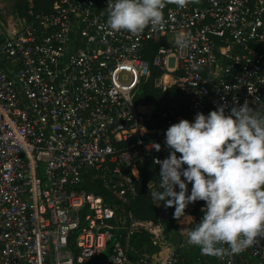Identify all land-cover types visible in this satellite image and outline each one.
Listing matches in <instances>:
<instances>
[{"label":"built area","instance_id":"built-area-1","mask_svg":"<svg viewBox=\"0 0 264 264\" xmlns=\"http://www.w3.org/2000/svg\"><path fill=\"white\" fill-rule=\"evenodd\" d=\"M30 2L20 28L0 11V264H193L186 234L153 254L132 247L140 166L160 176L165 132L184 119L137 99L176 88L192 122L246 100L264 110V0L168 4L164 28L138 35L102 28L108 0ZM204 206L186 208L185 228ZM217 260L264 264V238Z\"/></svg>","mask_w":264,"mask_h":264},{"label":"clouds","instance_id":"clouds-1","mask_svg":"<svg viewBox=\"0 0 264 264\" xmlns=\"http://www.w3.org/2000/svg\"><path fill=\"white\" fill-rule=\"evenodd\" d=\"M196 2L108 0L102 28L110 34L157 31L165 26L163 9L168 4L183 9ZM189 43L183 36L176 40L181 48ZM165 145L169 156L154 160L160 165V180L158 190L150 191L152 200L157 206L163 202L165 208L174 207L178 221L188 217L185 210L190 204L205 205L200 222L184 229L186 244L221 259L259 244L264 238V110L250 107L246 100L227 113L225 105L207 115L198 112L194 122L181 119L170 125ZM154 148L160 151L161 145Z\"/></svg>","mask_w":264,"mask_h":264},{"label":"trees","instance_id":"trees-1","mask_svg":"<svg viewBox=\"0 0 264 264\" xmlns=\"http://www.w3.org/2000/svg\"><path fill=\"white\" fill-rule=\"evenodd\" d=\"M30 4V0H13V11L19 17L26 18ZM32 4L35 11H43L48 9L52 4V0H32ZM1 16L4 19L3 13H1ZM137 103L141 107L157 104L159 110L177 104L180 115L184 119H191L192 114L188 109V101L176 88L164 93L160 89L155 88L153 84L145 85L139 93ZM159 180L160 176L153 163L140 166V178L137 181L138 197L132 204L137 224L132 238V247L134 250L139 251L140 254L146 250L151 254L159 252L165 247L176 244L184 237L177 224L179 221L173 216L175 208H165L163 202H161L160 206H157L158 202L153 201L150 196L151 190H158ZM191 187L192 185L188 184V194L191 192ZM104 193L106 194L107 191L105 190ZM197 205L200 208L204 205V202L198 201ZM156 240L159 242L157 245L154 244ZM199 251L198 249L195 251L197 257H191L193 264H219L216 257L202 255L201 259H199ZM193 252V250H189L190 255ZM137 255L138 253L135 252L132 257Z\"/></svg>","mask_w":264,"mask_h":264},{"label":"rangeland","instance_id":"rangeland-1","mask_svg":"<svg viewBox=\"0 0 264 264\" xmlns=\"http://www.w3.org/2000/svg\"><path fill=\"white\" fill-rule=\"evenodd\" d=\"M13 0H0V9L4 14V20L8 24H13L14 27L20 28L23 25V18L19 17L14 11H13ZM189 217L183 218L181 221H179L177 224L179 226V229L183 234H186V232L183 230L186 226V222L188 221Z\"/></svg>","mask_w":264,"mask_h":264},{"label":"crops","instance_id":"crops-1","mask_svg":"<svg viewBox=\"0 0 264 264\" xmlns=\"http://www.w3.org/2000/svg\"><path fill=\"white\" fill-rule=\"evenodd\" d=\"M0 11H1V9H0ZM1 13H3V12L1 11Z\"/></svg>","mask_w":264,"mask_h":264}]
</instances>
